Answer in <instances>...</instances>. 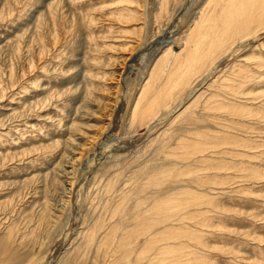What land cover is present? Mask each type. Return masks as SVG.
I'll return each mask as SVG.
<instances>
[{
    "label": "rangeland",
    "instance_id": "rangeland-1",
    "mask_svg": "<svg viewBox=\"0 0 264 264\" xmlns=\"http://www.w3.org/2000/svg\"><path fill=\"white\" fill-rule=\"evenodd\" d=\"M233 1L0 0V264H264V21Z\"/></svg>",
    "mask_w": 264,
    "mask_h": 264
},
{
    "label": "bare ground",
    "instance_id": "bare-ground-1",
    "mask_svg": "<svg viewBox=\"0 0 264 264\" xmlns=\"http://www.w3.org/2000/svg\"><path fill=\"white\" fill-rule=\"evenodd\" d=\"M258 2H259V5H258V8H256V7H254L253 6V4L256 2L255 0H234L233 1V5H231V6H233L235 9H237L238 10V13H239V17L241 18V16L242 17H247V15L250 13L251 15V17H253L254 15V17H256L257 18V20L259 21V22H262V21H264V0H257ZM261 1V2H260ZM231 6L229 7L230 8V11L232 10V8H231ZM254 10H255V12H254ZM241 12L242 13H244L243 15L241 14ZM254 13V14H253ZM228 14V13H227ZM236 14V13H235ZM247 14V15H246ZM230 15V14H229ZM249 17V16H248ZM247 17V18H248ZM253 17V20H255V18ZM242 19V18H241ZM244 19V18H243ZM245 20V19H244ZM243 20V21H244ZM252 20V19H251ZM246 21H248L247 19H246ZM241 22H242V20H241ZM241 22H239V23H237V26L241 23ZM252 22V21H251ZM230 23V22H229ZM249 23V22H248ZM251 24H253V23H251ZM259 24V23H258ZM249 25V24H248ZM233 26H234V24H233ZM233 26H230L229 28H232ZM201 28V27H200ZM200 28L198 29V30H200ZM254 28V27H253ZM255 28H256V26H255ZM249 29V28H248ZM250 31V30H249ZM232 33H233V29H232ZM225 35H226V37H227V34H226V32H225ZM221 40H223V39H221ZM212 44H214V43H212ZM217 44V43H216ZM167 45L169 46V48H172V47H176L177 46V42H176V39H172V40H169V41H167ZM213 46V45H212ZM197 51H195V52H193V53H191L190 55H189V57L187 58V61H188V63L189 64H191V63H194V62H196V59H197ZM203 54V53H202ZM200 55V53L198 54V57L200 58V57H202V56H199ZM199 60V59H198ZM199 62V61H198ZM74 187V186H73Z\"/></svg>",
    "mask_w": 264,
    "mask_h": 264
}]
</instances>
